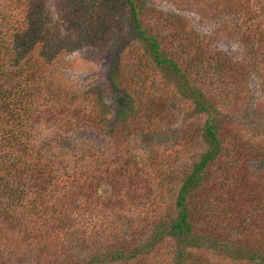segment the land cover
Here are the masks:
<instances>
[{
    "label": "trees",
    "instance_id": "1",
    "mask_svg": "<svg viewBox=\"0 0 264 264\" xmlns=\"http://www.w3.org/2000/svg\"><path fill=\"white\" fill-rule=\"evenodd\" d=\"M42 1L0 0V264L15 256L3 244L24 240L33 264H205L204 250L264 264V140L216 118L250 78L264 91V0H191L219 19L203 34L178 15L147 30L124 0L131 39L156 70L106 72L110 118L95 90L62 72L72 42L48 29ZM214 38L235 44L234 56ZM168 94L205 114L198 148L181 159L191 136L181 149L159 145L179 111ZM80 129L106 139L70 143Z\"/></svg>",
    "mask_w": 264,
    "mask_h": 264
},
{
    "label": "rangeland",
    "instance_id": "2",
    "mask_svg": "<svg viewBox=\"0 0 264 264\" xmlns=\"http://www.w3.org/2000/svg\"><path fill=\"white\" fill-rule=\"evenodd\" d=\"M134 1L138 5L139 23L142 27L153 32L163 22L172 19L170 16L173 15L181 16L183 21L188 22L191 29L199 34L215 28L216 22L219 20L216 17L204 20L201 13L199 12V14L193 8L191 0L183 3H181L183 0ZM42 2L48 29H56L60 36L67 35L68 41L72 42L71 51L62 53L60 57L59 63L63 66L61 67L62 72L70 80L73 87L80 90H95L105 102L110 118L113 114L111 96L114 93L106 79V72L117 65L120 68L122 79L128 80L132 78V71L135 68L139 70L143 65L151 67V70L146 72L153 73L156 70L151 61L143 55L142 46L136 40L131 39L128 29V5L124 0H43ZM162 26L165 30L167 29L164 24ZM50 42H52V47L53 45L54 47L57 46L55 40ZM212 45L216 49H227L228 54L234 56L230 52L236 48L232 42H221L218 38H214ZM129 70L130 74L127 75ZM143 77L140 76L139 79L141 80ZM258 77L256 74L255 80ZM143 84H145V80ZM144 95L149 96L148 94ZM154 99L156 103H159L157 98ZM164 99L168 104L176 103L175 98L169 94ZM176 105L179 107V111H173V114L176 115L166 127L165 133L167 134L164 135L161 132L162 136L157 135V137L161 136L159 145H166L167 147L175 145L176 148L181 149V142L183 144L186 141L180 139V136L184 134L188 137L191 136L192 139L190 141L188 139L185 149L183 144L181 151L183 154L181 153L179 157L181 159L185 157L186 152L189 153L198 148L197 141L194 142V135L197 136V123L205 114L200 115V118L198 115L192 114L193 106L188 100L179 101ZM217 113L216 118H219L223 124V129L230 128L240 137L264 140V91L260 90L258 85L256 86L254 79L247 80L243 91L236 96L234 102L228 107L224 106L220 113ZM151 122L156 124L155 120H151ZM102 138L105 136L98 130L80 129L77 134L71 137L69 142L72 144H77L79 140L102 142ZM146 146L145 144L142 145V147ZM24 243L23 245L3 244L7 246V250L15 247L12 252H15V256L11 255L7 264H33L37 262L34 258L35 254L33 256L27 253L32 243L28 244L26 240ZM198 258L205 264L246 263L244 259L238 260L229 257L220 258L215 262L216 257L211 255L209 250L202 251ZM72 259H75V256ZM158 264H167V261H160Z\"/></svg>",
    "mask_w": 264,
    "mask_h": 264
}]
</instances>
